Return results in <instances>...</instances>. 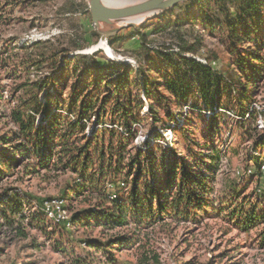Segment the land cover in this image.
<instances>
[{"label": "rangeland", "instance_id": "1", "mask_svg": "<svg viewBox=\"0 0 264 264\" xmlns=\"http://www.w3.org/2000/svg\"><path fill=\"white\" fill-rule=\"evenodd\" d=\"M225 2L233 16L235 5L240 0ZM83 3L87 5V0H0V49L14 55L8 68L0 70V139L9 137L15 129L8 113L21 99H27L34 93L41 100L44 95L67 97L81 93L97 95L100 101L112 92V86H107L105 80L113 82L119 74L125 73L128 86L121 87V93L133 95L134 101L141 99L144 103L137 111L138 122L133 124L135 136L132 150L144 149L145 143L152 142L154 135L161 134L152 142L160 145L154 149L158 157L185 158L187 165L199 162L195 167L199 169L201 163V167L206 168L200 160L208 165L206 155L210 147L215 146L222 157L219 170L209 178L213 191L207 197L215 201L213 207L217 209L226 201L230 193L228 183L234 181L240 186L239 203L250 197L259 210L263 208L264 181L256 174L252 156L264 155V72L257 79V87L249 88L251 97L241 103L246 73L240 72L236 65L239 56L256 50L255 42L237 41L231 46L232 42L225 36L224 25L229 18L220 14L213 3L205 7L207 11L204 14L215 23L213 29L197 18H201L199 10L195 4L189 3L176 6L161 18L148 20L138 28H123L112 35L85 19ZM85 29H95L98 37H90ZM155 29H158L157 32ZM259 33L263 35V46L258 52L264 64V24ZM114 35L115 38L108 43V37ZM47 39L49 41L44 43ZM36 40H40L41 44L27 51L33 61L24 68L21 64L24 52L18 47ZM140 40L148 43V50L139 51ZM84 42L87 44L84 48L73 49L74 45ZM101 44L106 45L115 56H110ZM61 49H68L65 53L68 63L62 61L64 54L49 57L52 50ZM232 50L235 52L232 53ZM159 51L171 53V59L177 63L185 58L209 65L212 73L220 77L219 90L214 95H217V104L221 103L223 108L218 110L216 118L196 97L199 93L194 82L191 85L196 98L189 97V102L197 107L193 112H189L186 105L181 107L174 97L166 95L165 104L161 108L155 106L160 121L151 117L147 111L151 100L143 95L140 85L146 82L147 89L163 92L161 88L155 90V83L160 81L163 71L170 70L162 69L166 64L164 59L158 58ZM40 53L45 55L39 61ZM77 54L86 55V58L75 62ZM73 61L78 69L73 70ZM53 63L55 69H51ZM99 66H102V72ZM88 67H92L89 74L85 72ZM10 68L17 71L15 75L7 72ZM110 71L115 76L112 73L109 75ZM103 76L106 77L101 79ZM95 79L99 80L98 86L92 85ZM43 80L45 83L40 90L29 87L34 83L41 85ZM54 80H58V84L54 85ZM22 85L26 86L20 88ZM107 104L108 109L112 104L111 98L107 99ZM180 110L182 114L176 116L177 122H172L168 114H177ZM244 110L253 111L255 116L246 115L241 119L240 114ZM105 112L102 114V125L115 126L110 111ZM95 122L93 112L86 125V135L98 127ZM162 124L167 128L160 129ZM181 127L192 131V139L197 145L191 143L188 149L187 136L177 137L176 129ZM16 143L12 141V144ZM205 144L208 146L203 147ZM2 147L0 144L1 150ZM27 164L15 167L12 174L0 178V196L18 193L29 203L27 214L38 212L43 221L33 222L27 227L25 238L17 237L10 228L0 225V264H264V244H258L264 232V223L243 231L222 219L225 214L200 219L198 224L164 219L146 228L132 222L115 228L70 225L76 214L94 207V201L87 194L78 197L73 194L80 184L78 177L70 171L29 174L25 172ZM109 185L108 190L111 189ZM39 200L49 206L53 200H61L65 210L64 220L55 221ZM110 238H119L121 242L113 243L114 248H108L106 253L89 247L87 243L88 240L104 242ZM131 238L135 239L134 242H129ZM122 243H128V246H120Z\"/></svg>", "mask_w": 264, "mask_h": 264}, {"label": "trees", "instance_id": "2", "mask_svg": "<svg viewBox=\"0 0 264 264\" xmlns=\"http://www.w3.org/2000/svg\"><path fill=\"white\" fill-rule=\"evenodd\" d=\"M189 3L195 4L199 10L198 16H201L197 18L202 19L206 27L211 29L214 28L215 23L209 21V17L204 16L207 11L205 7H210L211 3L218 7L220 14L226 19L229 18L224 25L226 27L225 36L232 42L231 46H234L237 41L255 42L256 50L239 56L236 62L239 71L246 73V83L241 89L243 94L241 103L246 102L251 97L248 93L249 88L257 87V79L264 72L262 57L258 52L263 46V35L259 33V29L264 24V0H240L235 5L233 16L226 7L225 0H186L174 7ZM83 8L85 19L92 24L86 3H83ZM164 15L166 13L157 19ZM157 30L154 31L157 32ZM85 31L90 37H98L95 29H85ZM135 31L137 32L138 29ZM114 38L115 35L109 36L108 43H111ZM48 41L49 39L44 43ZM85 43L74 45L73 49H82L87 46ZM39 44L41 41L36 40L18 47L24 52L21 58L24 68H27L33 61L29 59L31 53L27 51ZM139 45V51L148 50L149 46L145 40H140ZM67 51L68 49L52 50L49 57L56 58L59 56L58 53L64 54L62 61L68 63L65 54ZM233 52L235 50H232ZM40 55L38 56L39 61L45 53H40ZM157 55L159 59L165 61L166 65L162 69L169 68L170 71H163L160 81L155 83V90L161 88L163 92L147 89L146 82L140 85L143 95H147L151 100L147 104V111L151 117L157 122L160 121L156 107L161 108L165 104L166 95L174 97L181 107L186 105L188 111L193 112L197 107L189 102V97L194 96L192 92L194 86L191 85L194 82L197 83L199 93L195 96L199 97L216 118L219 114L218 110L223 107L221 103L217 104V95H214L215 91L219 90L220 77L212 73L211 67L194 59L183 58L181 63L174 62L169 52L159 51ZM12 56H14L12 53L0 49V70L8 68L14 60ZM75 58L76 62L77 59L86 58V55L77 54ZM72 66L73 70L78 69L74 61ZM52 68H56L54 63ZM91 69L92 67H88L85 72L89 74ZM99 70L102 72V66H99ZM7 72L15 75L17 71L10 68ZM109 73L115 76L112 71ZM127 81L128 77L125 73L119 74L113 82L105 80L107 86H112V92L100 101L97 95H80L81 93L67 95V97L65 95H44L43 100L39 99L37 93H34L27 99H21L19 104L12 107L8 113L9 120L14 124L15 129L9 137L5 136L0 139V144L3 146V149H0V178L12 174L15 167L25 162L28 163L25 166V172L33 175H39L40 172L62 174L68 171L75 174L80 184L74 189L73 194L77 197L87 194L90 200L94 201V207L76 214L70 221V225L73 226L115 228L132 222L134 225L146 228L164 219L198 224L200 219L221 214H225L222 215V219L228 220L243 231H249L263 224L264 207L259 210V206L252 203L250 197L239 203L240 186L234 181L228 183L230 193L226 201L222 202L217 209L213 207L215 201L207 197L213 191V184L210 183L209 178L219 170L222 157L220 150L215 146L210 147L206 155L209 160L208 165L203 159L200 160L206 168H202L201 163L198 166L199 169H195L199 162L187 165L185 158L166 157L167 155L158 157L154 149L160 145L152 142L158 139V136H162L161 134L154 135L152 142L145 143L144 149L132 150L134 148L132 141L135 136L133 124L138 122L137 111L144 106V103L141 99L134 101L133 95L121 93L122 88L128 86ZM98 82L99 80L95 79L92 85L98 86ZM40 83L41 85L34 83L29 87L31 90H40L45 82L43 80ZM56 84L58 80H54V85ZM23 86L26 85L19 87ZM109 98L112 99V104L107 109ZM105 110L110 111L112 124L115 126L102 125L104 124L102 114L106 113ZM93 112H95V124L98 127L86 135V125L90 122ZM252 112L251 110L242 111L241 119L246 115L247 117L255 116ZM181 114L180 110L179 113H171L168 116L172 122H177L176 116ZM162 126L160 129L167 128L164 124ZM176 130L177 137L187 136L186 147L188 149L191 143L198 144L192 139L191 134L193 133L190 129L181 127ZM12 141L17 143L12 144ZM202 146L207 147L208 145ZM159 151L161 152L160 149ZM263 158L264 155L262 157L252 156L256 165V174L259 176L258 165ZM109 183L110 190L107 187ZM262 195L264 196V190ZM39 203L42 204L43 200H39ZM28 209L27 200L16 192L8 196H0V225L10 228L17 237L25 238L27 227H30L33 222L43 221L38 212L27 214ZM134 240L131 238L129 242H134ZM120 242L119 238H110L104 242L87 241L89 247L101 250L103 253L108 252V248H114L113 243ZM258 242L259 245L264 244V232ZM124 246H128V243Z\"/></svg>", "mask_w": 264, "mask_h": 264}, {"label": "water", "instance_id": "3", "mask_svg": "<svg viewBox=\"0 0 264 264\" xmlns=\"http://www.w3.org/2000/svg\"><path fill=\"white\" fill-rule=\"evenodd\" d=\"M186 0H126L113 4L107 0H87L91 23L109 35L123 28H138L160 17Z\"/></svg>", "mask_w": 264, "mask_h": 264}, {"label": "built area", "instance_id": "4", "mask_svg": "<svg viewBox=\"0 0 264 264\" xmlns=\"http://www.w3.org/2000/svg\"><path fill=\"white\" fill-rule=\"evenodd\" d=\"M264 108V107H263ZM264 112V109H262ZM258 156V155H257ZM258 171L260 173V176L263 178L264 181V158L260 160L258 165ZM44 204L46 212L48 211V214L55 219V221H61L64 220L65 216V210L63 208V203L61 200H53L51 202V205L49 206L47 202L42 203Z\"/></svg>", "mask_w": 264, "mask_h": 264}, {"label": "bare ground", "instance_id": "5", "mask_svg": "<svg viewBox=\"0 0 264 264\" xmlns=\"http://www.w3.org/2000/svg\"><path fill=\"white\" fill-rule=\"evenodd\" d=\"M108 2H110V3H113V4H119V3H122V2H124V1H126V0H107ZM104 48H106V51L108 52V54L110 55V56H115L114 54H113V52L108 48V47H105L104 46V44H101Z\"/></svg>", "mask_w": 264, "mask_h": 264}]
</instances>
